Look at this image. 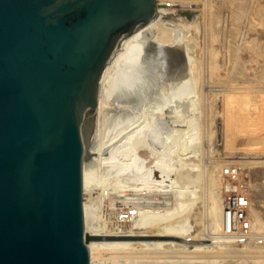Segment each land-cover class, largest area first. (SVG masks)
<instances>
[{
  "label": "rangeland",
  "instance_id": "374dc122",
  "mask_svg": "<svg viewBox=\"0 0 264 264\" xmlns=\"http://www.w3.org/2000/svg\"><path fill=\"white\" fill-rule=\"evenodd\" d=\"M156 2L152 19L161 12L166 18L153 29L167 35L161 26L167 20L180 27L168 32L169 44L143 38L137 50L117 55L99 81L96 130L84 162L94 160L82 172L86 242L98 264L154 253L258 264L264 258V0ZM165 223L164 237L152 238L153 227Z\"/></svg>",
  "mask_w": 264,
  "mask_h": 264
},
{
  "label": "water",
  "instance_id": "95a60500",
  "mask_svg": "<svg viewBox=\"0 0 264 264\" xmlns=\"http://www.w3.org/2000/svg\"><path fill=\"white\" fill-rule=\"evenodd\" d=\"M156 0H0V264H90L82 167L102 71Z\"/></svg>",
  "mask_w": 264,
  "mask_h": 264
},
{
  "label": "bare ground",
  "instance_id": "6f19581e",
  "mask_svg": "<svg viewBox=\"0 0 264 264\" xmlns=\"http://www.w3.org/2000/svg\"><path fill=\"white\" fill-rule=\"evenodd\" d=\"M157 1V0H156ZM157 3V2H156ZM165 18H166V14L164 13V12H161L160 14H159V16L157 17V18H154V19H152V21H150L145 27H143V28H141V29H139L138 28V30H134L128 37L126 36V38L122 41L121 40V42H120V44H119V46H120V48L118 49V50H116V52L114 53V55L112 56V58L110 59V61L108 60V63L106 64V66L104 67V70L102 71V74H101V77H100V80L99 81H102V79H103V77L105 76V74H106V72H107V69L110 67V65H111V63H112V61H114V59L117 57V55H119L122 51H124V50H127V52L129 51V50H132L133 48H134V50H137V47L139 46V44L141 43V41H142V39L143 38H146V37H151V39L153 40H155L156 41V43H158V44H164L165 45V43L167 44V42H168V44H169V40H166V39H168L169 37H171V35L169 36L168 35V32L171 30V29H173V28H180L177 24H175V23H173L172 21H169V20H167L166 22V24H168L167 25V27L165 26V27H163L164 25H161L162 26V28H165V32H166V34L167 35H162V34H160L156 29H153V26H158L159 24H161V23H165L164 21H165ZM165 24V25H166ZM157 28V27H156ZM159 29V28H158ZM180 33V32H179ZM180 36V35H179ZM178 36H176V38H177ZM171 38H173V37H171ZM176 41V40H175ZM175 41H173V43H171V41H170V43H171V45L172 44H174L175 43ZM179 41H181V40H179ZM179 41L177 40V42L179 43ZM154 42V41H153ZM182 42V41H181ZM152 43V42H151ZM154 44V43H153ZM167 44V45H168ZM181 44V43H180ZM171 45H170V47H171ZM151 45H149V47H150ZM154 46H155V44H154ZM157 46V45H156ZM159 46V45H158ZM162 46V45H161ZM174 46V45H173ZM158 48V47H157ZM172 48V47H171ZM261 48V47H260ZM178 50V49H177ZM262 50V49H261ZM170 51V50H169ZM151 52V50L149 49V53ZM167 52V51H166ZM171 52V51H170ZM179 52V51H178ZM173 53V52H172ZM151 54V53H150ZM168 54V53H167ZM174 54V53H173ZM164 55V54H163ZM166 55V54H165ZM164 55V56H165ZM177 55V54H176ZM160 57V56H159ZM168 57H169V54H168ZM181 57V56H180ZM161 58V57H160ZM163 58V57H162ZM150 59H151V57H150ZM156 60V59H155ZM164 60V59H163ZM173 60V59H172ZM158 61V60H157ZM160 61V60H159ZM161 62V61H160ZM159 62V63H160ZM158 63V64H159ZM162 63V62H161ZM163 64H165V63H163ZM162 64V65H163ZM162 65L160 64L159 66L160 67H162ZM169 66V65H168ZM176 66V65H175ZM167 67V66H166ZM173 67V66H172ZM177 67V66H176ZM159 68V67H158ZM167 68H170V67H167ZM165 69V68H164ZM170 70V69H169ZM168 70V71H169ZM172 70V69H171ZM178 70V69H177ZM109 71V70H108ZM176 71V70H175ZM177 72V71H176ZM174 73V72H173ZM107 74H109L108 72H107ZM172 76L174 75V74H171ZM174 77H175V75H174ZM177 77V76H176ZM174 79V78H173ZM104 80V79H103ZM100 83V82H99ZM99 86H100V84H99ZM106 87V86H105ZM105 89V88H104ZM101 94V93H100ZM98 95H99V93H98ZM98 100V99H97ZM103 103V102H102ZM130 106V105H129ZM101 107V106H100ZM96 108H98V106H96ZM116 109V108H115ZM111 110V109H110ZM97 113H98V111H97ZM105 114H107V113H105ZM118 114V113H117ZM98 116V115H97ZM141 117H142V115H141ZM116 118V117H115ZM114 118V119H115ZM140 118V117H139ZM139 118H137V119H139ZM145 118H146V116H145ZM155 118V117H154ZM141 119V118H140ZM98 120V119H97ZM139 121V120H138ZM137 122V121H136ZM143 123V122H142ZM134 124V123H133ZM129 128V127H128ZM138 128V127H137ZM95 129V128H94ZM135 129V128H134ZM96 130V129H95ZM122 133V132H121ZM94 135V134H93ZM131 135V134H130ZM124 137V136H123ZM125 137H126V135H125ZM112 138V137H111ZM111 138H109V139H111ZM131 138V137H130ZM133 138V137H132ZM135 139V138H134ZM94 140V139H93ZM112 140V139H111ZM100 141V140H99ZM134 141V140H133ZM120 142V141H119ZM93 146V145H92ZM121 146V145H120ZM92 148V147H91ZM90 148V149H91ZM89 149V148H88ZM92 150V151H91ZM90 151H88L89 153H92V154H95V152H94V149L92 148ZM111 153V152H110ZM114 153V152H113ZM85 155H86V150H85ZM110 155V154H109ZM106 157H109V156H106ZM89 158V157H88ZM94 159H90V161H88V162H83V167H82V172H84V171H87V170H89L87 167H89L90 168V166L89 165H91V163H92V161H93ZM88 163H90V164H88ZM95 166V165H94ZM94 169V168H93ZM161 224V223H160ZM166 224V223H165ZM169 225H171V223L169 224ZM167 227H169L167 224L166 225H161V226H157V225H155L153 228L155 229V230H152L153 231V234H151L152 236V238H154L155 240L157 239V238H159V237H164V235H165V229L167 228ZM150 231V230H149ZM148 231V233H150ZM148 233L146 234V235H148ZM150 235V234H149ZM149 237V236H148ZM147 237V238H148ZM150 238V237H149ZM146 239V238H145ZM160 239V238H159ZM147 240V239H146ZM151 240H153V239H151ZM150 240V241H151ZM158 240V239H157ZM145 241V240H144ZM154 241V240H153ZM228 243V242H227ZM224 245V244H223ZM87 246H88V250H89V252H90V255H91V261H90V264H98V260H97V262H96V260H95V258H94V256H93V251L95 250V248H94V245L93 244H91V243H88V240H87ZM170 250V249H169ZM171 251V250H170ZM181 251V250H180ZM183 252V251H182ZM137 254V253H136ZM155 254V253H154ZM154 254H152V255H149V254H146L144 257H140V258H132L131 260H128V259H126V263H123V264H207V263H209V261H210V259H212L211 257H209V256H207V255H202V254H199V255H196V256H190L191 255V253H190V255L189 254H187V255H189V256H185V254L183 255V256H181V255H175V254H173V253H166L167 255H165L164 257L162 256L161 258L160 257H158V256H155ZM161 254V253H160ZM165 254V253H164ZM123 255V254H122ZM156 255H157V253H156ZM193 255V254H192ZM217 255V254H216ZM219 255V254H218ZM138 256V255H137ZM136 256V257H137ZM155 256V257H154ZM241 259H243L242 257L241 258H238L237 257V260L239 261V262H243V260H241ZM256 259V258H255ZM198 260V261H197ZM241 260V261H240ZM247 260V259H246ZM245 260V261H246ZM253 260V259H252ZM258 259H256L254 262H256ZM103 261V260H102ZM124 261V260H123ZM197 261V262H196ZM219 261V260H218ZM218 261H215V262H218ZM223 261V260H222ZM244 261V262H245ZM248 261V260H247ZM250 261H251V259H250ZM101 262V261H100ZM99 262V263H100ZM212 262V261H211ZM224 262V261H223ZM232 262H237L236 261V259L234 260V261H232ZM249 262V261H248ZM253 262V261H252ZM258 262L260 263V264H264V258H261V259H259L258 260ZM225 263V262H224ZM229 263V262H228ZM258 263V264H259ZM108 264V263H107ZM111 264H113L112 262H111ZM116 264V263H115ZM118 264H122V263H118ZM227 264V263H226ZM233 264V263H232Z\"/></svg>",
  "mask_w": 264,
  "mask_h": 264
}]
</instances>
